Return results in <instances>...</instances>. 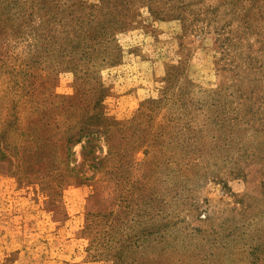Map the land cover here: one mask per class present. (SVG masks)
<instances>
[{
  "label": "rangeland",
  "instance_id": "374dc122",
  "mask_svg": "<svg viewBox=\"0 0 264 264\" xmlns=\"http://www.w3.org/2000/svg\"><path fill=\"white\" fill-rule=\"evenodd\" d=\"M133 1L129 29L111 44L120 62H94L104 111L130 120L169 86L152 131L190 127L195 143L168 140L161 155L171 158L150 182L139 171L152 149H138L120 185L121 224L97 228L93 246L83 234L91 188L64 183L60 206L49 202L50 163L67 162L52 140L54 97L73 95L75 75L56 68L47 40L0 38V264H264V0ZM176 94L189 102L178 112ZM106 151L97 143L93 156ZM87 152L85 140L71 149L82 172Z\"/></svg>",
  "mask_w": 264,
  "mask_h": 264
},
{
  "label": "trees",
  "instance_id": "16d2710c",
  "mask_svg": "<svg viewBox=\"0 0 264 264\" xmlns=\"http://www.w3.org/2000/svg\"><path fill=\"white\" fill-rule=\"evenodd\" d=\"M72 1L67 4L64 0H0V38L10 35L16 40L22 38L41 45L47 40L56 68L72 71L75 75L73 95L54 97L52 140L55 148L66 155L67 162L60 165L50 163L55 188L52 192L54 197L49 202L60 206L58 195L64 183L66 187H90L83 234L92 237L91 244L96 246L99 236H95L94 231L97 228L104 226L112 231L121 224L116 213V207H119L117 203L121 201L118 195L127 190L121 189L120 185L130 180L138 149H152L153 156L143 163L144 167L139 171L140 178L150 182L155 178V168L160 160L171 158L165 152L161 155L163 147L169 144L167 141L175 139L181 141V145L194 144L196 134L190 127L188 134L179 136L166 133L164 126L152 131L150 122L161 100L170 92L169 86H165L159 99L141 102L137 114L130 120L117 122L106 115L104 101L109 91L95 78L94 62L99 61L103 67L120 62L121 52L117 45L112 47L111 44L118 34L129 29L125 21L130 20L136 12L134 1ZM147 1L154 4L151 0ZM148 11L150 16L159 18L158 11ZM162 16L161 20L167 17ZM170 80L171 74L167 77V84ZM171 93L172 97L175 93ZM188 103L182 101L180 104V95L176 94L172 109L178 112L186 109ZM180 118L171 116L167 120L172 122ZM83 140L88 147L84 172L75 168L71 160L72 147ZM100 142L104 143L107 151L101 157H94L93 151ZM196 146L194 151L198 152ZM144 154L148 153L145 151ZM113 262L123 264L124 260Z\"/></svg>",
  "mask_w": 264,
  "mask_h": 264
}]
</instances>
